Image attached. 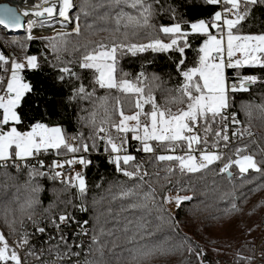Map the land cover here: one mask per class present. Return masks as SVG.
I'll return each instance as SVG.
<instances>
[{
  "label": "snow or ice",
  "instance_id": "1",
  "mask_svg": "<svg viewBox=\"0 0 264 264\" xmlns=\"http://www.w3.org/2000/svg\"><path fill=\"white\" fill-rule=\"evenodd\" d=\"M43 3L50 6L36 12L26 9L23 15L41 17L46 13L49 19L57 23L72 25L71 33L58 34L59 41L57 38H46L52 42V50L58 52L59 43H66L63 37L71 34L78 37L82 35L80 13L86 17L93 15L97 8L107 3L110 9L119 7L120 10L115 16L105 12L98 19L105 22L111 20L115 26L96 28L93 23L87 26L89 29L120 32L121 28L129 27L156 28L151 21L158 14L155 6L160 5L161 0H100L99 3L81 0L80 11L74 16L69 14L70 10L77 7L74 0H51V3L50 0H43ZM206 3L218 8L210 22L204 19L195 22L176 20V10L169 7L172 19L176 22L158 27V32L167 37L168 42L161 38H154L147 44H125L115 40L109 43L88 41L81 46L84 54L79 61V67L94 70L95 85L101 89H114L122 93L125 100L122 101L119 96L115 97V106L109 111L106 106L108 97L99 98L103 102L101 106L105 110L104 118L97 122L95 111L88 117H81L82 126L87 127L89 131H81L74 136L67 135L58 125L50 126L39 120L31 123L25 131L19 129L18 126L23 125L25 120L21 111L23 103L30 94H36L33 86L24 82L20 72L25 68L38 69L40 65L35 55L27 56L25 62H10L0 53V72L5 74L0 77V168H26L29 183L46 177L65 185V191L75 188L79 197L83 198L88 193L83 172H69L66 169H73L76 165L87 168L92 161L86 158V154L100 152L102 149L108 157V162L114 165L115 171L133 182L131 186L119 185V196L114 197L129 201L127 208L122 211L141 210L140 215L127 219L120 228L125 245L113 242L109 248L108 241L104 238L114 235V232H106L100 227L91 235L87 253L95 258L88 259L86 255L82 262L77 259L75 264H110V261L106 260L105 249L118 264H150L157 257L168 254L170 249L165 247L168 237H161V233L166 226L168 230L178 234L180 223L173 211L165 206L174 204L176 212H179L183 210L185 202L192 201L193 197L165 195L164 185H161V191L157 192L153 183H158L161 179L160 171H164L163 179L169 184L172 183L170 177L177 174L180 177L200 174L199 179H204L211 173L229 182L237 178L242 182L246 179L251 182L250 173L264 177V137L257 139L250 126L241 128L237 113L230 111L234 106L231 94L248 92L252 85L264 84V79L237 72L238 83H229L227 75L230 69L240 70L257 66L264 69V33L242 31L244 24L251 17L252 8L264 4V0H206ZM124 6L134 10L135 14L125 12ZM89 8L92 11H89ZM44 23L45 21H40L41 26H44ZM34 24L35 22H29V40L33 39L30 30ZM0 26L6 30H19L23 27L15 8L0 5ZM123 34L127 38V31ZM135 34L137 33L134 31L133 35ZM193 36L203 37V40L196 50L195 66L186 67V50L192 47L190 37ZM124 50L132 55L148 50L178 53L180 58L177 68L183 80L175 89L176 95L166 99L165 104L161 105L157 103L151 88L145 93L143 73L137 77V83L118 79L117 54H123ZM9 64L10 67H7ZM59 71L68 77H76V73L68 67H62ZM59 79L63 81L65 75H61ZM153 80H158V77ZM94 95L95 89L89 92L81 83L74 89L71 99L91 100ZM125 103L130 105L127 111ZM171 105L175 106V110ZM252 107L251 104L242 105V110L251 117ZM255 107L264 113V104ZM133 142L136 144L135 152L145 154L147 161L139 160L129 151ZM252 145L256 146L255 151H250ZM47 155L63 156L65 159L53 160L46 166L41 157ZM32 161L36 163L33 164ZM146 163L152 167H163L160 171L150 174L145 167ZM185 190L187 186L181 185L179 179L169 189L177 192ZM32 191L39 193L42 188L36 184ZM39 202L38 198L30 200L26 206L21 207V212L27 213L26 218L31 222L34 233L43 235L47 225L40 226L43 221L34 219L33 214L29 212ZM236 207L233 203L232 209ZM87 210V207L80 206V211ZM153 212L156 213L154 217ZM97 219L99 220V217ZM70 222L76 223L80 228L76 235H89L85 228L87 220L80 223L66 212L58 217H49L47 223L57 230L60 243L67 248V251L61 253L58 250L59 244L50 247V254L55 251V257L50 264H73V257L81 256L80 252L72 251L68 239L62 234L61 225L68 226ZM23 223L21 220L22 227ZM5 224L9 228V235H19V239L13 246L5 234L0 232V264H28L29 256L40 264H49L48 261L41 260V255H38L35 247L30 244V234L27 231L18 232L15 220H5ZM53 238L49 236L50 240ZM75 247L83 248V245L76 244ZM17 249L24 250L23 257ZM188 250L193 251L192 248ZM196 255L200 256L201 253Z\"/></svg>",
  "mask_w": 264,
  "mask_h": 264
},
{
  "label": "trees",
  "instance_id": "2",
  "mask_svg": "<svg viewBox=\"0 0 264 264\" xmlns=\"http://www.w3.org/2000/svg\"><path fill=\"white\" fill-rule=\"evenodd\" d=\"M99 2L100 0H93V3ZM81 6V0H78L77 8L73 11L74 15L80 11ZM155 7L158 9V14L155 15L151 23L155 24L156 28L129 27L128 29L121 28L120 32L96 31L87 27L89 24L95 23L96 28H113L115 25L111 20L105 22L99 20L98 17L105 12H110V16H115L116 12L120 10L119 7L110 9L105 3L103 7L97 8L93 15L86 17L80 13L82 35L78 37L71 34L63 37L66 43H59L60 50L58 52L52 50V42L46 38H57L59 41V33H71L72 30L59 31L57 34L43 37L33 36V39L29 40L22 32L9 34L0 27V53L2 46L8 42L12 45V60L21 62L23 59L25 62L27 56L35 55L40 65L35 70L27 68L21 70L24 82L30 83L36 94H30L23 103L21 111L25 115V120L23 125L18 126L19 129L27 130L31 123L39 120L52 126L58 125L67 135L74 136L78 132L89 131L87 127L82 126L81 117H88L91 112L95 111L97 122L104 118L105 110L101 106L103 102L99 98L108 97L106 106L109 111H112L115 106V97L119 96L122 101L125 100L122 93L114 89H101L95 85L93 83L96 75L94 70H85L79 67V61L84 54V49L81 46L88 41L109 43L115 40L117 43L145 44L154 38L167 40V37L158 32L160 25H171L176 20L195 22L204 19L210 22L213 14L218 10L216 6L208 5L206 0H161L160 5ZM169 7L176 10V20L172 19ZM88 10L92 11L91 8ZM124 11L135 14L134 10L126 6H124ZM125 31L128 33L127 38L123 34ZM134 31L137 34L133 35ZM242 31L253 34L264 33V4H258L252 8L251 17L244 24ZM202 40L203 37L200 36L190 37L192 47L186 50V67L195 66L196 50ZM75 48H79V50H74ZM117 57L118 79H129L133 83H137V77L143 73L145 93L151 88L157 103L161 105L165 104L166 99L176 95L175 89L181 85L183 80L177 68L180 58L178 53L148 50L132 55L124 50L123 54L118 52ZM62 67L70 68L72 72L76 73V77H68L61 73L59 69ZM237 72L241 75H255L264 79V69L259 66L240 70L230 69L227 71L230 83L237 80ZM3 75L4 73L0 72V77ZM61 75H65L63 81L59 79ZM154 77H158V80L154 81ZM81 83L89 92L95 89V95L91 100L71 99L74 89ZM231 96L234 105L231 111L237 113V117L241 121L240 127L250 126V130H258L260 136L264 137V113L255 107L264 104V84L257 83L252 85L248 92H237ZM247 104L253 105L251 117L242 110V105ZM171 106L175 110V106ZM147 108L148 106H146V110ZM125 109L126 111L130 109V105L125 103ZM0 112L2 111L0 110ZM115 118L118 119V117ZM135 147L136 144L133 142L129 151L139 160L147 161L148 157L143 153L135 152ZM255 147L252 145L250 151H255ZM86 158L92 163L87 168L82 166L81 169L88 185L87 196L83 198L79 197L75 188H68L65 191V185L46 177L29 183L28 169L26 168L21 170L0 168L1 227L14 241L19 239V235H9V228L6 226L5 220L9 222L15 220L18 232L27 231L30 234V240L32 237L40 236L39 233H34V228H31L32 224L26 218L27 213L21 212L22 206H26L30 200L38 198L39 204L29 212L33 214L34 219L42 220L43 226L47 225L48 232L44 235L48 240L46 242L45 237L41 236L39 244L43 243L44 246H41L40 249L34 247L37 254L41 255V260L48 261L49 264L55 257V251L49 253L50 247L59 244L58 250L61 253L66 251V247L59 241V234L52 232L53 226L47 223L49 217H58L61 213L66 212L80 223L87 220L88 224L85 226L89 233L86 236L87 255L88 247L91 244V235L97 232L100 227H103L106 232H114V235L104 238L108 241L109 248L113 242L125 245L124 237L120 232L121 226L127 219L141 214V210L122 211L127 208L129 201L114 199L119 196V185L131 186L133 182L128 181L126 177L115 171L114 165L108 162V157L102 149L100 152L93 151L86 154ZM145 167L152 174L155 171H160L163 165L152 167L146 163ZM164 175V171H160L161 179L158 183H153L157 192H160L161 185H164L163 194L188 195L192 196L193 200L185 202L183 210L179 212H176L175 206L172 209L168 205L165 206L176 215L180 227L176 234L165 226L161 237H168L165 247L170 251L167 255L152 260L150 264H255L256 253L263 262L260 264H264V240H261L259 251L257 252L255 249L256 240L260 239L261 233L264 231V177L257 173H250L251 182L247 179L242 182L239 178L229 182L211 173L204 179H199L200 174L184 177L177 174L170 177L172 183L169 184L163 179ZM177 179L180 180L181 185L187 186V190L169 191ZM36 184L42 188L39 193L32 191ZM144 190H147V185ZM233 203L237 205L235 209H232ZM80 206L87 207L88 210L80 211ZM155 215L156 213L153 212L152 216ZM21 220L24 221L23 227L20 224ZM75 226L77 224L74 222H70L68 226L61 225L62 234L65 235L68 230L72 231L71 228ZM49 236L54 238L50 240ZM127 246L131 247V245ZM189 248H192L193 251L190 252ZM105 252L106 260L110 261V264H118L108 255L107 249ZM196 253H201V255L197 256ZM87 258L94 259L95 257L87 255ZM27 261L28 264H40L31 256L27 257ZM73 264L75 263L73 262Z\"/></svg>",
  "mask_w": 264,
  "mask_h": 264
},
{
  "label": "built area",
  "instance_id": "3",
  "mask_svg": "<svg viewBox=\"0 0 264 264\" xmlns=\"http://www.w3.org/2000/svg\"><path fill=\"white\" fill-rule=\"evenodd\" d=\"M8 3V4H11V5H15L21 12H22V10H21V8H20V5H23V3L21 2V0H18L17 2H12V1H7V0H0V3ZM71 11V13H72V10H70ZM23 13V12H22ZM73 15V14H72ZM26 22H25V26L27 25V22L29 23V22H35V25L33 26V31L31 32V33H37L38 31H43V30H45V29H47V28H49V29H53V28H55V27H59V25H61V23H59L58 25H49L47 22L49 21V22H56L55 20H46L45 21V23H44V26H41L40 25V22L37 20V18L35 19L34 17L32 18H30V17H28V16H26ZM70 30H72V25L71 24H69V25H67V26H65V28H64V30L63 29H60L59 31H70ZM59 31H56V32H52L51 34H57V33H59ZM49 33V32H48ZM50 34V33H49ZM41 36H45V34L44 35H41ZM11 44L10 43H8V42H6V44H4V46H2V51H1V53L11 62L12 61V59H13V57H12V49H11ZM7 67H10V64L7 66ZM5 75V74H4ZM3 75V76H4ZM9 75H10V73H9ZM228 75V74H227ZM228 78H229V75H228ZM230 83V82H229ZM233 83H238V80H235ZM231 111V110H230ZM238 118V117H237ZM239 119V118H238ZM253 133H254V135H255V137L257 138V139H259V138H261V136H260V133H259V131L258 130H254V129H252L251 130ZM41 159H43L44 160V163H45V165L47 166V165H50L51 163H52V161L53 160H60V161H63L64 159H65V157H63V156H55V155H47V156H43V157H41ZM32 163H36L35 161H32ZM15 169V168H14ZM81 169H82V166L81 165H76L73 169H66V171H69V172H74V171H81ZM15 170H17V169H15ZM46 170V169H45ZM40 226H43L42 224H40ZM31 228H33V226L31 227ZM72 229V231H67L66 233H65V237L68 239V244H69V246H71V248H72V251H74V252H80L81 253V256L80 257H73V262L75 263V261L77 260V259H79V260H83V258L86 256V245H87V242H86V239H87V237L86 236H82V235H76V233H78V232H80V228L79 227H77V226H75V227H72L71 228ZM52 230V232L54 231L56 234H58L57 233V230L53 227V229H51ZM62 231H63V229H62ZM0 232H3L4 234H5V236L9 239V243L10 244H12L13 246H15V241L14 240H11L8 236H7V232L6 231H4L3 230V228L1 227V225H0ZM48 232V230H46V232L45 233H47ZM44 233V234H45ZM41 235L40 234V236H37V237H32V240H30V244L31 245H33V246H36L37 247V249H40V247L41 246H44V244L43 243H40L39 244V239H40V237L42 236V237H45V241L47 242V240H48V238H47V236L46 235ZM261 240H264V231L261 233V237H260V239H258V240H256V243H255V249L257 250V252L259 251V246H260V243H261ZM33 241V242H32ZM76 244H82L83 245V248H77V247H75V245ZM17 251L18 252H20V254H21V256L23 257L24 256V250L23 249H17ZM66 251H67V248H66ZM260 263H263L260 259H259V257H258V254L256 253L255 254V264H260Z\"/></svg>",
  "mask_w": 264,
  "mask_h": 264
},
{
  "label": "bare ground",
  "instance_id": "4",
  "mask_svg": "<svg viewBox=\"0 0 264 264\" xmlns=\"http://www.w3.org/2000/svg\"><path fill=\"white\" fill-rule=\"evenodd\" d=\"M10 1L17 2L18 0H10ZM21 2L23 3V5H20L22 12H24L26 9L30 10V12L43 11L45 7L50 6V4H44L43 0H21ZM50 3H51V0H50ZM74 3H75V0H74ZM57 7H59V3H57ZM28 17L30 18L34 17L35 19L37 18L39 22L46 21V20H52L47 17L46 13L44 16H41V17H37L35 15H29ZM57 19H61V18L57 17Z\"/></svg>",
  "mask_w": 264,
  "mask_h": 264
},
{
  "label": "rangeland",
  "instance_id": "5",
  "mask_svg": "<svg viewBox=\"0 0 264 264\" xmlns=\"http://www.w3.org/2000/svg\"><path fill=\"white\" fill-rule=\"evenodd\" d=\"M77 3H78V0H75V4L77 5ZM77 8V7H76ZM76 8L74 9V10H76ZM73 10V11H74ZM73 11H72V13H71V11H70V15H72L73 14ZM72 16H74V14L72 15ZM49 25H58L59 23H57V22H47ZM35 25V24H34ZM166 26H169V25H166ZM64 28H65V26L63 25V24H61V25H59V27H55V28H53V29H49V28H47V29H45V30H43V31H38L37 33H31V35L32 36H35V37H43V36H41V35H50L52 32H56V31H59L60 29H63L64 30ZM25 29H26V32H24L23 34H26V36L28 37V35H29V23L27 22V25L25 26ZM31 32L33 31V27L31 28V30H30ZM50 34H49V33ZM54 35V34H53ZM165 42H168V39L167 40H165ZM147 43H149V42H147ZM147 43H145V44H147ZM21 62H24L23 61V59L21 60ZM22 72V71H21ZM21 72H20V76H21ZM22 77V76H21ZM129 80V79H128ZM131 81V80H130ZM50 126H52V125H50ZM22 131H25V130H22ZM169 196H175L174 194L173 195H171V194H168ZM171 209L175 206L174 204H172V205H168ZM202 264H204V263H202Z\"/></svg>",
  "mask_w": 264,
  "mask_h": 264
},
{
  "label": "water",
  "instance_id": "6",
  "mask_svg": "<svg viewBox=\"0 0 264 264\" xmlns=\"http://www.w3.org/2000/svg\"><path fill=\"white\" fill-rule=\"evenodd\" d=\"M0 5H9V6H11V7H13V8H15L16 9V11H17V14L18 15H20V18H21V23H22V25H23V27L22 28H20L19 30H6L3 26H0L2 29H4V30H6L7 31V33H9V34H19V33H24V32H26V29H25V22H26V16H24L23 15V13L15 6V5H11V4H8V3H0ZM75 9V8H74ZM74 9H72V11L74 10Z\"/></svg>",
  "mask_w": 264,
  "mask_h": 264
},
{
  "label": "crops",
  "instance_id": "7",
  "mask_svg": "<svg viewBox=\"0 0 264 264\" xmlns=\"http://www.w3.org/2000/svg\"><path fill=\"white\" fill-rule=\"evenodd\" d=\"M2 111V110H1Z\"/></svg>",
  "mask_w": 264,
  "mask_h": 264
}]
</instances>
